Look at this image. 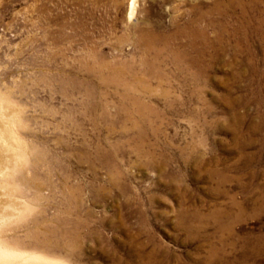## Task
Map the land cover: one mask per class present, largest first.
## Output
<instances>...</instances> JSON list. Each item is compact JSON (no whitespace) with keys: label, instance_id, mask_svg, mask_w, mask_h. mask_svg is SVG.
<instances>
[{"label":"rangeland","instance_id":"374dc122","mask_svg":"<svg viewBox=\"0 0 264 264\" xmlns=\"http://www.w3.org/2000/svg\"><path fill=\"white\" fill-rule=\"evenodd\" d=\"M0 125L18 251L264 264V0H0Z\"/></svg>","mask_w":264,"mask_h":264},{"label":"bare ground","instance_id":"6f19581e","mask_svg":"<svg viewBox=\"0 0 264 264\" xmlns=\"http://www.w3.org/2000/svg\"><path fill=\"white\" fill-rule=\"evenodd\" d=\"M133 10H134V5H133V3H131L130 8H129V12H128L129 17L133 14V12H134ZM188 27L190 28V26H188ZM148 41H149V39H148ZM150 49H151V47H150ZM5 128L7 129V126ZM8 131L10 133L9 129H8ZM9 135H11V133L8 134L7 130H5L0 125V140L4 143V145L10 146V147H6L7 149H9V148L12 149V147L14 145H13L11 137ZM11 136H13V135H11ZM0 145H1V143H0ZM17 149H19V145H18ZM14 150H15V148H14ZM0 151H1V149H0ZM9 151H10V149H9ZM6 157L7 156L2 157L0 155V234L3 233V232H1V228L2 227L5 228V225H7L9 223V221H11L12 218H14V216H16L17 214L20 213V211H19L20 209L18 208L19 207L18 205H20V202L19 201L16 202V200H15V196H16L15 194H17L18 191H17V188H16L15 183H14V180H15L14 179V176H15L14 173L21 172V169H22V167L20 165H18V163H16L17 161L15 162V160H14V159H18L19 153H17V154L15 153L14 156H9L7 158ZM23 170L24 169H22V171ZM23 180H24V177L21 178L20 181H23ZM1 197H4L3 198L4 202L1 201ZM8 229L10 230V228H8ZM8 229H6V230H8ZM3 231H4V229H3ZM6 232H8V231H6ZM7 239H9V237ZM7 239L5 240L0 235V264H60L59 262H52L51 260L44 259L42 256H37L38 254L35 255V254H30V253L27 254L24 252H20L15 248V243L14 244L9 243L7 241ZM9 241H10V239H9ZM18 246H21V243L18 244ZM34 250H36V249H34Z\"/></svg>","mask_w":264,"mask_h":264}]
</instances>
